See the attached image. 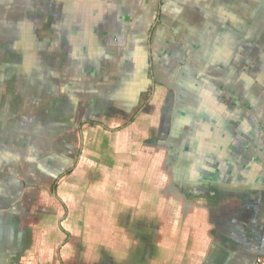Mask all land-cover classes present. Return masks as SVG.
I'll use <instances>...</instances> for the list:
<instances>
[{
  "label": "crops",
  "instance_id": "crops-1",
  "mask_svg": "<svg viewBox=\"0 0 264 264\" xmlns=\"http://www.w3.org/2000/svg\"><path fill=\"white\" fill-rule=\"evenodd\" d=\"M173 65L176 76L191 75L183 83L168 76L176 89L168 86L174 103L160 120L165 128L182 103L193 128L206 123L224 134L229 115L246 131L264 129V0H0V264H56L57 251L71 254L77 245L57 242L56 229L70 236L73 222L56 216L72 202L73 179L82 174L85 214L100 211V191L110 187L103 149L127 146L119 138L136 112L152 117L158 96L139 108L143 91L157 93L158 74ZM213 146L193 144L207 156L192 158L174 200L159 195L158 252L150 239L149 264L264 257V151ZM113 173L111 181L133 186ZM142 183L151 193L149 180ZM108 195V208L129 205ZM93 223L86 218L84 227L100 228ZM98 236L85 240L103 244Z\"/></svg>",
  "mask_w": 264,
  "mask_h": 264
},
{
  "label": "rangeland",
  "instance_id": "rangeland-1",
  "mask_svg": "<svg viewBox=\"0 0 264 264\" xmlns=\"http://www.w3.org/2000/svg\"><path fill=\"white\" fill-rule=\"evenodd\" d=\"M170 72L174 73V75L171 76V78L173 77L174 80L178 78L180 83L186 81L183 76L175 75L174 65L169 67L165 72L162 70L161 73L158 74V77L161 80H164V84H160V87H157V93L156 87L147 85L143 91L144 97L139 107L141 108L143 104L147 106V100H149L150 97L154 98L155 96H158L157 98L155 97L151 103V109H153V112L150 116L152 117L149 119L148 114H145V117L148 118L145 121H141L140 119L142 117L140 118L136 112L131 116L129 125H126L125 128H127V130H124L125 133L119 138V140L123 141V143L126 141L127 146L117 150L118 146L116 144L115 152L109 150L110 148L106 150L103 149L104 164L107 169V171L104 170L103 175L110 184V187H103V191L106 193L108 190L112 189V193L109 191L107 195L109 194L114 197V200L112 201L113 203H115V198L120 196V201H127L129 202V205H114L120 206L119 210H117V208L114 206L108 208L110 205L107 204L109 199L107 198V195L101 190L100 193H103L104 197L102 198L103 201L99 203V205H101L100 211L97 210V212L85 214L86 209L84 210V207H82L79 203V181L82 177V174H80L81 177L73 179L74 187L71 193V196L73 195V197H70L72 202H69L70 199H67L65 203L68 205V207L65 206V211H63L61 214H57L56 216L57 219L67 218V220L73 222L72 227L69 225L66 227V229H70V236L63 230L56 229V240L59 243H61V241L64 243L66 237H69L70 239L67 241H71L77 246H72L70 255L65 253L66 251L64 249L57 251L58 254L56 264H59L58 257H61L60 264H70L69 258L72 259V264H99V259L102 257V255H108L112 257L114 254L120 255V260L115 261L116 264L117 262H119V264H130L131 257L129 254L131 252V248H133L131 244L134 242L136 244V249L139 251H137V258L142 263L143 257L141 256H143L145 251L149 249V243H144L143 239H140V236L136 237L135 234L127 231L126 228L129 227L127 226V222H129L128 219L131 221L136 219V221L139 222L140 229L147 226L150 227V241L152 242L153 252L154 250H157L158 252V246H156L159 244L160 238L158 208L161 207V205H159V195H161V193L164 195L163 193L168 191L169 196L167 201L169 202L171 199L174 200L175 193L173 192L170 194V192H172L174 189H182L181 186L183 183L180 181V177L183 175V177L186 178L191 174L190 163L192 158L198 154H200V156H207V151H203L202 148H200L199 151L197 150V152L196 150L193 151L191 148L193 147V144H196V136H194V133H196L195 131L200 133L198 138L200 142H212L210 141L211 139L206 138V133H211L214 135L216 134V132L213 131L206 123L204 125L194 126V128L191 127L192 125L190 123L188 124L190 120V118H188L189 108L187 106L185 108L183 105H181L182 103L178 105L179 109L173 115V117L177 118L174 121V124H168V127L165 128L164 122H161L160 120L163 114L167 112L166 109H172L171 105L174 103V101L172 102V99H174V92L171 89H176V85L173 83L174 81L172 82L171 79L168 78ZM163 74H165V76ZM211 83L206 81L205 83L201 84L200 90L208 91L209 85ZM191 84L192 82H189L187 86H193ZM168 86L171 89H169ZM181 88L182 87L180 86L179 89ZM251 93L252 92L250 90L246 92V94ZM224 94L225 93L221 94V96ZM228 94L229 93L226 95ZM212 96H214V94H212ZM215 97L221 99L220 95H215ZM186 118H188L187 121ZM202 119L203 120L201 121H208L207 116H204ZM129 127L131 128L128 129ZM160 128H162V131ZM134 129H138L140 131L134 134ZM165 130L170 133H167V139L164 135ZM248 133H250V129L248 130ZM107 135L109 137V134ZM108 137L107 139H109ZM241 138L242 140H245L244 135L241 136ZM248 138L247 141L249 142L250 140ZM249 143L250 146L252 145V147L257 146L251 144V142ZM263 146L264 145L258 144L257 147L264 151L262 149ZM105 147H111L110 142H106ZM211 156L213 157L214 155L211 154ZM97 167H99V164ZM112 171L114 172V176H120V182H123V178L130 176L129 178L133 179V181L131 183H126L131 184L134 187L128 186L127 188H124L125 185L119 183V180L115 177V180L111 181L110 174ZM145 179L149 180L151 184V193L146 192L145 194L143 191H141L144 190L142 181ZM117 185H120L121 191L117 192L115 189ZM147 186L149 187V185H146V187ZM186 186H188V183H186ZM129 189H132L128 194L129 198L125 199L124 196H126V193ZM148 200L151 201L147 207V204L145 205L144 202ZM90 201H96V198L93 197L90 199ZM81 209H83L84 214L82 213ZM84 218H88L91 222H94L93 224L99 225L100 228L97 226L99 229L92 232V230L84 227ZM117 230L120 231V235L118 237L112 234ZM123 231H125L128 235L122 234ZM96 236L101 237L103 244H90L85 240V238H87V240L90 241L95 239ZM98 248L101 251L100 258L97 256ZM90 255H92L93 258H90ZM111 263L114 264V262Z\"/></svg>",
  "mask_w": 264,
  "mask_h": 264
},
{
  "label": "flooded vegetation",
  "instance_id": "flooded-vegetation-1",
  "mask_svg": "<svg viewBox=\"0 0 264 264\" xmlns=\"http://www.w3.org/2000/svg\"><path fill=\"white\" fill-rule=\"evenodd\" d=\"M183 64H186V63H183ZM184 68V66L182 67ZM183 74V78L187 79L189 78L188 75H191V72L190 70H183V72L181 73ZM184 82V81H183ZM181 82V83H183ZM227 117V116H226ZM229 119H226L224 122H225V126H224V134H221V133H216L215 135L214 134H211V133H206V138L207 139H211L209 143L208 142H200L199 141L194 144L195 145H198V146H203V145H214V146H218V145H226L229 147V145H233L234 147H239L238 145H240V147H248V145L250 146V143L251 144H254V145H258V144H261V145H264V129L263 128H258L255 130L251 129L250 130V133H248V130L246 131L245 128L242 127V125L240 124L241 121L238 122V119L237 118H234V117H231L228 115ZM168 123H171L170 121V117H168ZM229 124V126L227 125ZM244 126V125H243ZM204 133V134H205ZM203 134V135H204ZM245 136V140H242L241 136ZM248 135H249V138H248ZM247 138L250 140L249 142L247 141ZM213 146V147H214ZM237 150H240V149H237ZM129 222H127V226H129L127 229V231L135 234V236H140L141 238L140 239H143L144 243L148 242L149 243V240L151 239L150 238V235H151V231H150V227L147 226V227H144L142 229L139 228V222L136 221V219H134L133 221H131L130 219H128ZM114 236H119L120 235V231L117 230L115 232L112 233ZM122 234L124 235H128L125 231L122 232ZM132 240V239H131ZM139 244V243H137ZM133 248H131V252H130V264H149L151 260H149V255L147 256L146 253H144L142 260L143 262L141 263L140 260L137 258V255H138V249H136V244L135 242L133 244H131ZM101 246V245H99ZM138 251V252H137ZM101 251L100 249L98 248V258H100L101 256ZM140 255V253H139ZM120 260V255L118 254H114L111 256H108V255H102V257L99 259V264H113L111 262H114V264H116L115 261H119ZM117 264H119V262H117Z\"/></svg>",
  "mask_w": 264,
  "mask_h": 264
},
{
  "label": "built area",
  "instance_id": "built-area-1",
  "mask_svg": "<svg viewBox=\"0 0 264 264\" xmlns=\"http://www.w3.org/2000/svg\"><path fill=\"white\" fill-rule=\"evenodd\" d=\"M254 264H264V257H258Z\"/></svg>",
  "mask_w": 264,
  "mask_h": 264
}]
</instances>
